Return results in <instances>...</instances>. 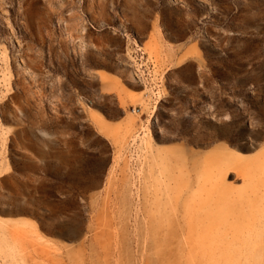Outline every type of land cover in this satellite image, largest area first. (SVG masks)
Here are the masks:
<instances>
[{
	"label": "rangeland",
	"instance_id": "obj_1",
	"mask_svg": "<svg viewBox=\"0 0 264 264\" xmlns=\"http://www.w3.org/2000/svg\"><path fill=\"white\" fill-rule=\"evenodd\" d=\"M0 264H264V0H0Z\"/></svg>",
	"mask_w": 264,
	"mask_h": 264
},
{
	"label": "crops",
	"instance_id": "obj_2",
	"mask_svg": "<svg viewBox=\"0 0 264 264\" xmlns=\"http://www.w3.org/2000/svg\"><path fill=\"white\" fill-rule=\"evenodd\" d=\"M121 47V45L119 43H115V44H108V45H103L102 48L105 49H112V50H119V48ZM186 47V46H185ZM181 54V53H180ZM178 54L177 57L180 55ZM187 63H182L180 65H172L169 68H167L166 72H165V82L167 85L173 84L175 83L176 85L182 86L183 83L185 82V79L183 78V75L178 72V70L182 69L184 66H186ZM152 67L150 65V69L151 70ZM101 72H106L107 74L114 76L112 73H108V70L105 68H96L95 70V76H96V81L99 84L100 80H101ZM210 76V74H205L202 72H195L193 74V79L191 81H188L186 83V86L191 89V91H199L202 82H204L206 80V77ZM169 92H171V87H167ZM131 92L138 94L139 92L135 91V90H131ZM117 105L121 108L122 107V101L120 99L124 98L126 99V103H129V96H127L125 93L122 92L121 96L119 97L118 94H114ZM164 96L161 95L160 98H158V103L164 101ZM157 103V104H158ZM103 122L99 121L97 126L98 128H100L101 130L103 129Z\"/></svg>",
	"mask_w": 264,
	"mask_h": 264
},
{
	"label": "built area",
	"instance_id": "obj_3",
	"mask_svg": "<svg viewBox=\"0 0 264 264\" xmlns=\"http://www.w3.org/2000/svg\"><path fill=\"white\" fill-rule=\"evenodd\" d=\"M139 112V111H138Z\"/></svg>",
	"mask_w": 264,
	"mask_h": 264
}]
</instances>
